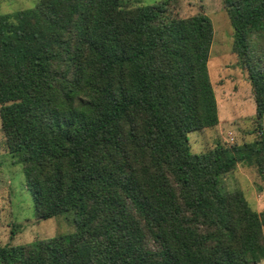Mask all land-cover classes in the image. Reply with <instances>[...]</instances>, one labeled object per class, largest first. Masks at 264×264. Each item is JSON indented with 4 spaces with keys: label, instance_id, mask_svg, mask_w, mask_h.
<instances>
[{
    "label": "trees",
    "instance_id": "trees-1",
    "mask_svg": "<svg viewBox=\"0 0 264 264\" xmlns=\"http://www.w3.org/2000/svg\"><path fill=\"white\" fill-rule=\"evenodd\" d=\"M178 0H38L0 13V116L38 220L76 230L2 244L0 264H258L264 210L221 177H264V130L192 151L220 122L209 71L214 25ZM233 50L264 117V0H224Z\"/></svg>",
    "mask_w": 264,
    "mask_h": 264
},
{
    "label": "rangeland",
    "instance_id": "rangeland-1",
    "mask_svg": "<svg viewBox=\"0 0 264 264\" xmlns=\"http://www.w3.org/2000/svg\"><path fill=\"white\" fill-rule=\"evenodd\" d=\"M124 6L152 4L161 0H120ZM38 0H0V13L32 8ZM174 8L179 16L188 17L198 12L208 14L214 25V40L209 59V71L216 92L220 122L213 128L189 134L195 153L217 145L239 144L254 140L264 130V117L256 118V101L248 72L239 64L233 50L234 29L224 0H178ZM9 152L0 116V242L26 244L37 239L76 230L73 213L38 220L34 201L25 184L21 163H15ZM225 191L241 192L250 206L264 210V177L254 166L239 164L221 177ZM258 264H264L262 260Z\"/></svg>",
    "mask_w": 264,
    "mask_h": 264
}]
</instances>
